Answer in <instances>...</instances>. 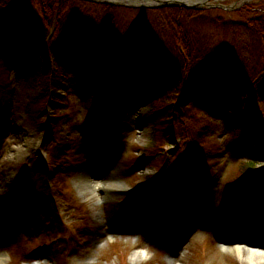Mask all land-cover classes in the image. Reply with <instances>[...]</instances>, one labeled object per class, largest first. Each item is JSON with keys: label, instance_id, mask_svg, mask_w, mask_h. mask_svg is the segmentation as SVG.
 Here are the masks:
<instances>
[{"label": "rangeland", "instance_id": "rangeland-1", "mask_svg": "<svg viewBox=\"0 0 264 264\" xmlns=\"http://www.w3.org/2000/svg\"><path fill=\"white\" fill-rule=\"evenodd\" d=\"M263 1L209 0L194 10L205 16L203 21L188 28L209 58L213 50L230 54L235 47L226 30H243L240 12ZM132 9L139 10L119 7L113 12L135 40L147 35L146 27H154L158 13ZM46 89L26 82L13 64L0 59V253L9 264H264L219 248L221 240L264 242V198L258 195L264 194V178L246 186L244 180L253 172L264 174V164L250 167L247 156L233 150L234 141L221 122L206 119L182 97L185 106L173 109L180 134L176 146L170 134L155 133L154 121L167 104L120 105L106 118L107 109L94 96L57 86L52 92L59 99L54 100L48 94L45 98ZM44 110L48 113L38 117ZM104 119L105 129L116 133L109 141L116 144L114 161L97 155V125ZM187 153L192 164H177ZM194 166L206 184L193 192L179 181ZM115 172L123 191L102 201L81 194L83 176L106 182ZM197 196L205 198L204 208L194 206ZM179 200L192 202L181 210L174 207ZM158 204L160 210L172 211L166 216L168 234L149 230L150 222L135 226L130 240L121 236L129 233L127 225L120 226L126 215L150 220ZM199 213L206 216L197 219ZM137 252L145 255L137 258Z\"/></svg>", "mask_w": 264, "mask_h": 264}, {"label": "trees", "instance_id": "trees-1", "mask_svg": "<svg viewBox=\"0 0 264 264\" xmlns=\"http://www.w3.org/2000/svg\"><path fill=\"white\" fill-rule=\"evenodd\" d=\"M114 9L83 0H0V59L6 66L13 64L26 82L48 87L45 98L48 94L58 100L59 95L52 92L58 86L72 88L82 97L94 96L103 111L120 105L131 108L137 101L167 104L164 116L154 121L155 133L170 134L176 146L174 140L180 134L173 109L182 105L185 96L206 119L226 127L233 150L245 154L250 167L264 164V1L240 12L243 30H226L231 32L235 50L230 54L213 50L211 58L188 28L203 21L202 13L154 9L158 13L154 27H146L147 35L132 40L134 36L124 30ZM47 113L40 111L37 116ZM105 127L104 119L96 134L103 136ZM115 145L110 144L102 155L115 159ZM190 156L182 154L176 163L188 167ZM195 171L196 166L188 178L179 181L188 183L193 192L206 184V177ZM261 177L264 174L256 172L246 175L245 186ZM195 204L205 206V198L198 196ZM187 205L179 200L174 207L185 210ZM160 209L150 220L139 218L134 223L146 227L151 222L149 230L168 234L166 216L172 211ZM120 224L131 230L128 221Z\"/></svg>", "mask_w": 264, "mask_h": 264}, {"label": "bare ground", "instance_id": "bare-ground-1", "mask_svg": "<svg viewBox=\"0 0 264 264\" xmlns=\"http://www.w3.org/2000/svg\"><path fill=\"white\" fill-rule=\"evenodd\" d=\"M80 185V186H79ZM79 188L83 189L81 194L91 193L95 195L101 201L104 198L111 196L112 194L123 191L124 186L119 177H117L116 172L112 176V179L109 181H95L91 176H83L81 178V183L79 184ZM230 242L224 243L222 246V250L229 253H237L242 257L248 258L249 262L258 260L260 262H264V242H260L255 238L244 239L238 238L234 241L233 246L227 245ZM226 244V245H225ZM232 245V244H231ZM145 255L144 252H137L135 257L139 258ZM171 264H182L176 263L174 261H170ZM0 264H9L8 256L0 253Z\"/></svg>", "mask_w": 264, "mask_h": 264}, {"label": "water", "instance_id": "water-1", "mask_svg": "<svg viewBox=\"0 0 264 264\" xmlns=\"http://www.w3.org/2000/svg\"><path fill=\"white\" fill-rule=\"evenodd\" d=\"M208 1L209 0H100L103 4L125 6L128 8L160 9L165 7H178L190 10H196L199 6L206 5ZM218 7L222 6L220 5Z\"/></svg>", "mask_w": 264, "mask_h": 264}, {"label": "flooded vegetation", "instance_id": "flooded-vegetation-1", "mask_svg": "<svg viewBox=\"0 0 264 264\" xmlns=\"http://www.w3.org/2000/svg\"><path fill=\"white\" fill-rule=\"evenodd\" d=\"M85 1H88V2L96 4V5H108V6L115 7V8L121 7L123 9H130V8L125 7V6H116V5H112V4L111 5L110 4H103V3L100 2V0H85Z\"/></svg>", "mask_w": 264, "mask_h": 264}]
</instances>
